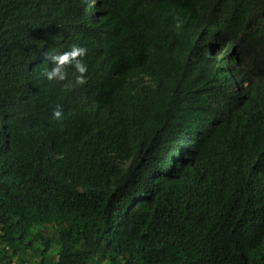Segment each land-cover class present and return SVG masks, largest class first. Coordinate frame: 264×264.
I'll return each mask as SVG.
<instances>
[{
  "label": "trees",
  "instance_id": "1",
  "mask_svg": "<svg viewBox=\"0 0 264 264\" xmlns=\"http://www.w3.org/2000/svg\"><path fill=\"white\" fill-rule=\"evenodd\" d=\"M0 264H264V0H0Z\"/></svg>",
  "mask_w": 264,
  "mask_h": 264
},
{
  "label": "clouds",
  "instance_id": "2",
  "mask_svg": "<svg viewBox=\"0 0 264 264\" xmlns=\"http://www.w3.org/2000/svg\"><path fill=\"white\" fill-rule=\"evenodd\" d=\"M87 4H90V0H86ZM87 49L79 45H71L67 51L59 54L45 53L46 60H50L52 67H47L41 76L48 81L65 82L68 80V70L72 72L74 83L76 85H83L86 83V74L88 72V65L83 61V57L86 55ZM221 55L220 49H215L212 52L213 57ZM72 83V81H69ZM246 83L242 80L233 81L231 84V92L235 98H239L244 89ZM55 121H61L63 118V109L57 106L53 112L52 117Z\"/></svg>",
  "mask_w": 264,
  "mask_h": 264
}]
</instances>
